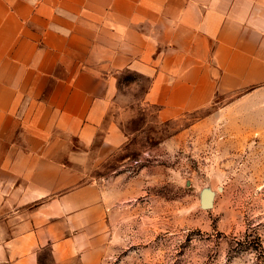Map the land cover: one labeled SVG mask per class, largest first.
I'll list each match as a JSON object with an SVG mask.
<instances>
[{
	"label": "crops",
	"instance_id": "1",
	"mask_svg": "<svg viewBox=\"0 0 264 264\" xmlns=\"http://www.w3.org/2000/svg\"><path fill=\"white\" fill-rule=\"evenodd\" d=\"M125 73L159 122L229 110L264 90V0H0V264H103Z\"/></svg>",
	"mask_w": 264,
	"mask_h": 264
},
{
	"label": "rangeland",
	"instance_id": "2",
	"mask_svg": "<svg viewBox=\"0 0 264 264\" xmlns=\"http://www.w3.org/2000/svg\"><path fill=\"white\" fill-rule=\"evenodd\" d=\"M121 79L127 141L93 172L119 194L103 264H264V90L159 122L146 81Z\"/></svg>",
	"mask_w": 264,
	"mask_h": 264
},
{
	"label": "water",
	"instance_id": "3",
	"mask_svg": "<svg viewBox=\"0 0 264 264\" xmlns=\"http://www.w3.org/2000/svg\"><path fill=\"white\" fill-rule=\"evenodd\" d=\"M213 195L210 193H203L201 196V207L203 209H211L213 204Z\"/></svg>",
	"mask_w": 264,
	"mask_h": 264
}]
</instances>
